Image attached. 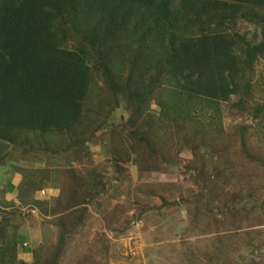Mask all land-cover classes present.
Instances as JSON below:
<instances>
[{"label":"trees","instance_id":"trees-1","mask_svg":"<svg viewBox=\"0 0 264 264\" xmlns=\"http://www.w3.org/2000/svg\"><path fill=\"white\" fill-rule=\"evenodd\" d=\"M248 25L252 32L245 30ZM260 61L264 0H0V167L22 177L18 205L0 206V264H58L66 242L86 222L85 203L96 182L89 187L91 177L71 172L51 202L35 200L33 193L57 172L25 168L20 161L50 153L57 157L62 143L80 152L95 144L102 130L123 143L124 157L111 149L116 171L120 162H129V151L139 161L141 155H154L169 164L168 149L192 144L200 153L184 173L194 171L196 178L201 170L194 165L206 161L203 152L223 158L215 149L224 135L219 106L232 97L236 101L230 106L255 121L254 132L238 127L242 155L232 154L229 139L222 165L212 168V177L206 175L213 191L202 196L212 205L222 200L224 209L229 204L244 208L247 198L263 206L260 191L242 188L254 175L243 169L244 162L236 163L242 156L264 171V159L255 152L264 146V99L250 102ZM151 103L158 114L149 110ZM207 111L215 115L206 119ZM255 132L262 137L249 145ZM35 172L38 181L29 177ZM228 184L234 186L229 201ZM22 208L50 212L52 225L59 227L53 258L42 257L36 246L31 262L19 259L18 247L27 246L20 232ZM247 260L243 263L263 264L264 254Z\"/></svg>","mask_w":264,"mask_h":264},{"label":"rangeland","instance_id":"rangeland-1","mask_svg":"<svg viewBox=\"0 0 264 264\" xmlns=\"http://www.w3.org/2000/svg\"><path fill=\"white\" fill-rule=\"evenodd\" d=\"M245 30L253 31L250 25ZM251 82L254 91L250 102L260 103L264 99V61L257 64ZM235 101L232 97L230 103ZM230 103L219 106L224 135L222 141L215 145V149L223 152V158L212 157L208 152H203L206 161H197L194 165V170H201L196 178L193 176L194 171L184 173V167L194 155L200 153V149H195L192 144L186 148L177 144L176 147L168 149V154L173 159L169 164L154 155H141L139 161L129 151V162H120L116 171L111 162L114 154L111 149L120 152L124 157L123 143L110 135L103 136L106 131L102 130L95 134L93 140L96 143H85L86 148H82L80 152L66 149L62 143L57 157L50 153L51 157L20 161L19 164L25 168L57 172L55 177L48 178L47 184L42 186L43 189L54 187V194L48 190L51 196L41 198L37 190L33 193L35 200L51 202L59 193L64 178L71 172L85 180L91 177L86 181L89 187L96 181L91 189L94 192L85 203L86 222L66 242L58 264H244V258L252 260L263 256L264 247H259L258 244L264 241V232H260L264 231V227L257 224L264 223V204L258 206L247 198L243 201L244 208L229 204L224 209L222 200H217L212 205L205 199L213 191V187L207 183L206 175L211 176L212 168L222 165L229 139L232 154L240 155L238 127L250 126V131L254 132L255 121L239 114ZM149 110L155 114L158 112L154 103H151ZM214 115V111L203 113L206 119ZM119 116L120 112L115 113L112 121L117 123ZM258 135L262 137V132L250 137L249 145L253 144ZM163 140L168 139L163 137ZM165 145L168 142H163L162 146ZM52 151L55 149L52 148ZM255 152H259L264 159V146L259 144ZM13 160L18 161L16 158ZM237 161L244 162L246 166L243 169L249 175H254L251 184L243 185L242 188L260 191V200H264V171L249 164L242 156L236 163ZM37 174L35 172L29 177L38 181L40 179ZM98 175L102 178L100 181ZM4 178L5 174L0 173V180ZM226 187L229 201L228 195L234 186L228 184ZM210 208H214L213 215L210 214ZM13 211L15 210H9ZM15 214L20 216L18 212ZM21 214L25 221L20 232L26 234L24 243L27 246L18 247V252L22 254L18 256L19 259L28 252V260H24L31 262V251L36 246L42 249V257L53 258L59 227L52 225L50 212L44 214L41 209L22 208ZM250 239L253 241H249ZM256 264L261 263L256 261Z\"/></svg>","mask_w":264,"mask_h":264},{"label":"crops","instance_id":"crops-1","mask_svg":"<svg viewBox=\"0 0 264 264\" xmlns=\"http://www.w3.org/2000/svg\"><path fill=\"white\" fill-rule=\"evenodd\" d=\"M0 173L5 174V178L3 180H0V206H7L11 203H15V205H18L16 199V187L19 185L22 177L8 166L0 167ZM53 191L54 190H52V194H54ZM27 253L23 254L22 257L25 260H28Z\"/></svg>","mask_w":264,"mask_h":264},{"label":"built area","instance_id":"built-area-1","mask_svg":"<svg viewBox=\"0 0 264 264\" xmlns=\"http://www.w3.org/2000/svg\"><path fill=\"white\" fill-rule=\"evenodd\" d=\"M39 193H40V196L42 197H48L50 195L49 191L46 189L41 190Z\"/></svg>","mask_w":264,"mask_h":264},{"label":"clouds","instance_id":"clouds-1","mask_svg":"<svg viewBox=\"0 0 264 264\" xmlns=\"http://www.w3.org/2000/svg\"><path fill=\"white\" fill-rule=\"evenodd\" d=\"M43 190V189H42ZM46 190H51V192H52V189H46ZM40 192V191H39ZM39 195H40V193H39ZM49 196H51V194L49 195ZM48 196V197H49ZM41 198H46V197H42V196H40Z\"/></svg>","mask_w":264,"mask_h":264}]
</instances>
